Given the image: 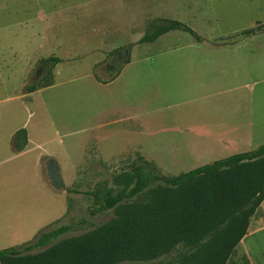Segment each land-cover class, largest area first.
<instances>
[{
  "label": "rangeland",
  "instance_id": "obj_1",
  "mask_svg": "<svg viewBox=\"0 0 264 264\" xmlns=\"http://www.w3.org/2000/svg\"><path fill=\"white\" fill-rule=\"evenodd\" d=\"M163 19L180 21L200 40L183 31H172L152 43L139 44L151 25ZM250 29L255 33L246 35ZM121 49L126 51L125 61L132 55L135 74L132 92L123 91L120 100L132 108L162 111L138 122L148 125L154 133L148 130L149 134L147 131L103 140V134L95 132L98 140L89 141L87 138L93 133L88 131L100 125L99 105L107 99L102 98L106 90L96 84L92 75L104 81L116 73L123 64L116 71L111 66ZM162 53L166 57L155 58ZM188 55L196 57L191 61ZM234 55L236 60H243L238 62L242 68L236 84L247 91L254 89L253 99L250 95L248 98L253 106L238 112L241 119L254 124V141L240 143L232 153L221 152L219 159L176 156L175 148H171L176 144L170 141L176 136L172 128L186 119L185 107L196 103L194 99L200 101V89L191 83L201 79L196 78L201 74V80L216 78L220 83L215 86L225 85L226 71H237L235 65L230 68L225 63ZM50 58L59 62L53 65L46 61ZM48 81L54 85L32 98V106L27 103L26 110L18 107L24 87H38ZM109 104L112 107L110 98ZM178 104L185 105L176 108ZM27 110L32 113L26 124L31 138L42 142L45 152L52 156L49 160L55 161L60 188H54L48 179V158H42L37 170L35 154L24 158L8 154L6 136L25 121ZM156 123H162L168 131L155 133L159 128ZM262 129L264 0H0V184L8 185L9 199H23L20 214L25 235L20 241L32 240L26 229L31 220H35L38 233L73 224V231L66 235L70 236L113 218V210L91 216V200L83 193L104 179L111 183L113 178L121 181L122 175L139 164V159L152 162L163 175L177 176L256 149L264 144ZM160 138L165 140L159 141ZM46 185L55 194L54 199L43 194ZM62 201L65 212L52 222ZM28 207L32 208L29 213L25 211ZM14 214L10 213L8 225L15 224ZM261 220L264 223V216ZM245 245L249 255L238 244L225 264H264V230L249 237Z\"/></svg>",
  "mask_w": 264,
  "mask_h": 264
},
{
  "label": "trees",
  "instance_id": "obj_2",
  "mask_svg": "<svg viewBox=\"0 0 264 264\" xmlns=\"http://www.w3.org/2000/svg\"><path fill=\"white\" fill-rule=\"evenodd\" d=\"M172 31L200 40L180 21L163 19L138 43H152ZM46 61L55 65L59 59ZM15 136L20 151L25 129ZM139 160L121 181L104 179L83 193L91 200V216L113 210V218L76 235L66 236L73 224L42 230L29 242L1 249L0 264H225L264 201V144L177 176Z\"/></svg>",
  "mask_w": 264,
  "mask_h": 264
},
{
  "label": "crops",
  "instance_id": "obj_3",
  "mask_svg": "<svg viewBox=\"0 0 264 264\" xmlns=\"http://www.w3.org/2000/svg\"><path fill=\"white\" fill-rule=\"evenodd\" d=\"M234 44L232 45L233 48L236 46ZM235 56L236 55L231 56L230 60L225 62L229 65L230 68L235 65V68L237 69V71L235 72H233V69H230V73L229 71H226V78L224 77L225 85L215 86V84L220 83L216 78L211 79L208 82L205 80H201L203 76L201 74L197 75L196 77H201V79H195L191 83V85H193L197 89H200L198 95L200 93L201 95H199V97L197 98L200 101L194 99V102L196 103L191 102V107H185L184 109L188 110L187 113L183 115L186 117V119L183 121H178V123L176 124V128H172L176 131V136L170 139V141L176 143L173 147H171L175 148L176 156L180 158L219 159L223 156L221 155L223 152H234L239 147L240 143H248L254 141L252 130L254 124L247 121L246 119H241L238 113L242 110V108L249 110L250 106H253L248 98L250 95L251 99H253L254 89H249L247 91L246 87L236 84L241 73L239 69L242 68V63L238 62L243 60H236L234 58ZM164 57H166L165 53L157 54L155 56V58L159 59ZM168 57L171 56L168 55ZM195 57L196 56L193 57L188 55V58L191 61H193ZM125 74H127V76L129 75L127 79L123 77ZM134 74L135 73L132 72L131 55V58L127 63L125 61L122 67L116 73L110 74V77L104 80L107 81L106 83L100 82V80H98L96 76L92 75L96 84L102 89L106 90V94L102 95L105 97L102 98L107 99L102 100V103H100L99 105L100 125L98 126V128L88 131L92 132L93 135L87 138V140L97 141L98 138L97 134L95 135V132H98L99 136L103 134V140H107L108 138H112L115 136H130L132 135V133L145 134V132H147L148 130L154 133V131L150 129L148 125L144 123L139 125L138 122L142 117L146 115L150 116L151 114H156L159 112L161 113L162 109L160 110V108H154L150 110L146 107L132 108V105L130 103H126L124 100H120V98H122V93L123 95L125 94V92L123 91H126L128 93L132 92V76ZM181 83L184 84L183 82ZM53 85L54 84L45 88H40L31 93L23 92L20 101L17 102L18 107L25 109L27 103L28 105L30 104L32 106V98L37 96L39 92L42 91V89L50 88ZM123 86L125 87V89H123ZM109 98L113 103L112 107L109 104ZM183 105L185 104H178L176 108H179ZM110 108L112 109L110 110ZM28 110L26 112L27 117L25 121L22 124H19L18 126L13 127L9 130L6 136L5 145L8 149L9 156L13 158H24L30 156L34 157L35 154L36 157L33 162L35 163L38 170L40 168L42 158H48L49 160L52 156L45 152V149L42 146V142H38V140H32L29 125L26 126L28 117L32 115V113L28 112ZM190 117H192V119H189ZM156 126H158L159 128L155 133L160 134L168 131L163 128L162 123H156ZM20 129H25L26 131V143L22 150L16 151V148L19 146L20 142L18 140V137L15 136V133ZM149 131L147 134H149ZM263 131L264 129L260 130V133H262ZM164 140V138H160L159 141ZM123 155L124 154L120 156ZM206 161L210 162L211 160ZM193 167L195 166H192V168ZM45 189L46 191H43V194L46 195V197L54 199L53 195L55 194H52V190L48 189L47 185ZM11 192L15 191L12 190ZM9 196L10 190L8 188V185L0 184V250L4 248L19 246L23 243L31 241H20V239L24 238L25 235V226L24 222H22L21 220L20 214V209L23 208V199H12V197H10L9 199ZM30 202L33 203V200H30ZM61 206L57 216L54 218V220H52V222L56 221L64 214V201H62ZM31 210L32 208L30 207L25 209L27 213H29ZM260 211L262 212L261 214L259 213ZM10 213H15L13 217L15 224L8 225L10 218L12 219V217H10ZM263 216L264 201L260 204L259 208L251 218L246 231V235L239 242L246 254H248L246 252V240L249 237H253L264 230V223H262L261 220V217ZM34 221L35 220L28 221L30 222V225L26 226V229L30 231V233H28V237L34 238L38 234V232H36V225L33 224ZM8 230H10V232H8Z\"/></svg>",
  "mask_w": 264,
  "mask_h": 264
},
{
  "label": "water",
  "instance_id": "obj_4",
  "mask_svg": "<svg viewBox=\"0 0 264 264\" xmlns=\"http://www.w3.org/2000/svg\"><path fill=\"white\" fill-rule=\"evenodd\" d=\"M126 58V51L124 49H121L117 52L116 57L114 59V65H113V71H116L124 62ZM46 169L48 173V179L51 183V185L54 188H60L61 187V180L58 175V169L55 161L48 160L46 163Z\"/></svg>",
  "mask_w": 264,
  "mask_h": 264
},
{
  "label": "flooded vegetation",
  "instance_id": "obj_5",
  "mask_svg": "<svg viewBox=\"0 0 264 264\" xmlns=\"http://www.w3.org/2000/svg\"><path fill=\"white\" fill-rule=\"evenodd\" d=\"M111 68L113 69V65L111 66Z\"/></svg>",
  "mask_w": 264,
  "mask_h": 264
}]
</instances>
